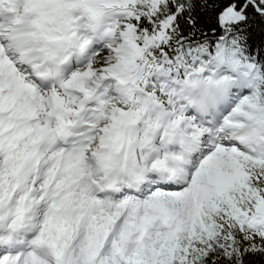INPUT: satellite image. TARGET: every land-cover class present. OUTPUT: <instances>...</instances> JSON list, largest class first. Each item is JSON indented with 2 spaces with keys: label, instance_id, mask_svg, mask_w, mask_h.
I'll return each mask as SVG.
<instances>
[{
  "label": "snow or ice",
  "instance_id": "1",
  "mask_svg": "<svg viewBox=\"0 0 264 264\" xmlns=\"http://www.w3.org/2000/svg\"><path fill=\"white\" fill-rule=\"evenodd\" d=\"M0 264H264V0H0Z\"/></svg>",
  "mask_w": 264,
  "mask_h": 264
}]
</instances>
